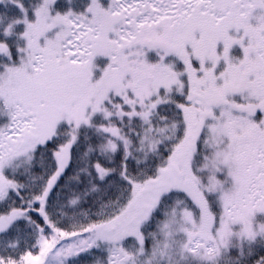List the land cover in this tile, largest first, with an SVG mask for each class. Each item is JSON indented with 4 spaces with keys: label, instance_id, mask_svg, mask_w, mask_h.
Returning <instances> with one entry per match:
<instances>
[{
    "label": "snow or ice",
    "instance_id": "obj_1",
    "mask_svg": "<svg viewBox=\"0 0 264 264\" xmlns=\"http://www.w3.org/2000/svg\"><path fill=\"white\" fill-rule=\"evenodd\" d=\"M0 264H264V0H0Z\"/></svg>",
    "mask_w": 264,
    "mask_h": 264
}]
</instances>
